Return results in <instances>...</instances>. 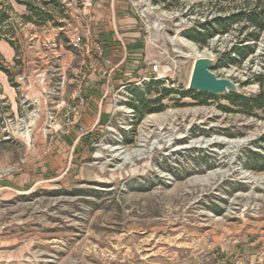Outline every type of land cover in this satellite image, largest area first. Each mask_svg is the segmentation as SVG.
Wrapping results in <instances>:
<instances>
[{"label":"rangeland","instance_id":"rangeland-1","mask_svg":"<svg viewBox=\"0 0 264 264\" xmlns=\"http://www.w3.org/2000/svg\"><path fill=\"white\" fill-rule=\"evenodd\" d=\"M0 1L16 9L13 50L9 55L0 46V75L5 74L12 87L14 77L22 72L32 74L43 68L54 75L66 63L60 47L70 49L59 27L75 24L83 16L90 18L80 0H71L74 16L66 12L70 6L63 2L62 12L45 6L54 18L40 23L20 17L22 3ZM215 1L131 0L141 25L160 46V53L156 52L173 78L166 84H153L142 95L144 99L158 97L162 88L187 89L195 56L181 52L185 48L176 34L217 57L232 46L237 26L206 44L185 37L184 32L214 14L256 3L218 0L219 5H214ZM263 51L264 31L254 53L240 65L223 62L213 72L231 78L241 93L254 94L259 84L251 77L262 70ZM247 79L251 81L244 83ZM191 93L180 98L174 92L159 102L140 105L128 132L114 123V132L104 128L95 133L91 151L75 156L67 174L24 183L19 193H0V245L8 258L15 252L20 256L0 264H220L214 255L233 252L241 254L232 259L235 263L225 264H264V180L249 178L264 174L256 168L260 162L249 156V150L264 154L259 140L264 134V116L260 111L256 115L239 111L226 93L210 98H194L198 92L193 89ZM15 101L16 111L12 112L13 103L0 98V176L25 164L40 138L46 140V151L50 147L42 118L25 137L4 130L7 114L21 116L28 110L19 105L18 93ZM159 104L160 110H148ZM168 111L174 115L173 144L154 148L132 162L122 163L115 156L118 151L137 148L143 131L149 132V141L156 138V126L145 127L144 119ZM161 133L167 134L166 129ZM212 137L244 141L234 151L222 142L187 146L194 139ZM218 168L225 173L209 182H193Z\"/></svg>","mask_w":264,"mask_h":264},{"label":"crops","instance_id":"crops-1","mask_svg":"<svg viewBox=\"0 0 264 264\" xmlns=\"http://www.w3.org/2000/svg\"><path fill=\"white\" fill-rule=\"evenodd\" d=\"M68 5L70 11L66 9V12H69L70 16H74L76 11L72 7L71 1H68ZM22 6L23 11L20 14L26 12L25 5L22 4ZM13 8L16 11L14 6ZM50 8L56 11V8ZM83 11L89 13L92 30L102 41L104 54L111 59L114 66L110 76L109 91L121 83H132L141 75L149 74L151 72L150 65L153 61L162 63L159 56L160 46L151 37L146 27L141 25L139 14L131 0H94L93 4L83 8ZM146 32L148 33L146 34ZM0 46L9 52L7 53L9 55L13 50V47L4 39H0ZM61 48L66 61L73 58L74 55L70 49L63 46ZM105 86V79L98 73H90L85 83V103L81 107V123L90 130V133H80L76 125L71 128L68 134L51 133L49 151L44 148L46 140L40 138L36 143V148L29 153L25 164L14 167L0 176V193H19L24 183L33 182L37 178H48L54 175L63 176L69 172L75 156H82L91 151L92 137L95 133L104 131V125L108 121L109 112L112 108L110 92L107 96L104 95ZM130 88L136 89L137 86L132 84ZM0 89L3 98H7L10 103H13L11 105L12 112H15L17 106L16 91L14 87L9 85L5 74L0 75ZM70 90L71 86L67 89L68 94ZM31 94L39 95L40 88L34 87ZM239 254L241 253H221L214 255V257L220 264L232 261L235 263L236 261L232 259ZM19 257L15 252L12 258H8L6 251L0 245V263L11 259L16 260ZM254 264H256L255 261Z\"/></svg>","mask_w":264,"mask_h":264},{"label":"built area","instance_id":"built-area-1","mask_svg":"<svg viewBox=\"0 0 264 264\" xmlns=\"http://www.w3.org/2000/svg\"><path fill=\"white\" fill-rule=\"evenodd\" d=\"M68 1L71 0H61L64 4ZM80 3L82 8H85L91 6L92 0H80ZM59 30L65 34L66 44L77 59L66 61L54 75H49L43 68H36L32 74L22 72L14 77V89L19 94V105L22 109L28 107V110L21 112V116L7 114L3 120V128L8 133L12 130L17 137L28 136L38 118L43 120L42 130L45 134H68L75 125L80 133L89 132L90 130L81 123V107L85 103L84 87L90 73H98L105 79V96L110 92L112 108L104 125L106 132L115 131L114 123L128 132L136 119L137 95L145 94L146 86L152 80H160L162 84H166L169 79H173L169 75L170 68L167 64L153 61L149 74L141 75L132 83H121L109 91L114 66L111 59L104 54L102 41L92 30L91 18L83 16L79 22L68 27L61 26ZM52 45L57 44L52 42ZM132 84L137 88L131 89ZM69 86L71 90L68 94ZM34 87L40 88V94L37 96L31 94ZM0 98H3L2 94Z\"/></svg>","mask_w":264,"mask_h":264},{"label":"trees","instance_id":"trees-1","mask_svg":"<svg viewBox=\"0 0 264 264\" xmlns=\"http://www.w3.org/2000/svg\"><path fill=\"white\" fill-rule=\"evenodd\" d=\"M17 3L25 5L26 12L21 14L20 17L24 21H31L34 23L44 22L48 19L53 20V13L51 10L46 9L48 6H53L59 11H63V3L61 0H15ZM166 1V0H163ZM168 1V0H167ZM216 0L213 4H217ZM220 3V1H218ZM14 11L12 5L5 1H0V39L6 40L11 46H13V35L15 24L13 22ZM237 26V33L235 40L228 51L218 53L217 63L215 66H220L223 62L227 64L240 65L241 62L248 57V55L254 53L256 45L260 40L261 34L264 31V0H256L253 7L249 8H237L233 11H229L225 14L217 13L210 18H206L204 21H197L196 24L187 29L184 32V36L199 43L206 44L209 39L214 36H221L230 31L233 26ZM231 54H233L231 56ZM264 61V51L262 53ZM252 80H255L259 84V91L246 95L244 93L228 92L227 97L230 102L238 107V110L250 115H256V111H260L264 116V63L262 70L253 73ZM11 80V79H10ZM251 79H247L244 83L250 82ZM162 84L160 80H152L146 86V92L153 84ZM178 93L180 98L188 96L191 93V89H172L162 88L158 91V97L148 100L144 99L143 94L137 95L136 110L140 105L159 102L162 98L166 97L170 93ZM194 96L198 95L210 98V93L198 92ZM205 100V98L203 99ZM162 105L159 104L156 107L148 108L149 111L160 110ZM230 110L229 107H224ZM264 144V134L259 137ZM249 156L260 162V165L256 168L258 170H264V154L250 151Z\"/></svg>","mask_w":264,"mask_h":264},{"label":"bare ground","instance_id":"bare-ground-1","mask_svg":"<svg viewBox=\"0 0 264 264\" xmlns=\"http://www.w3.org/2000/svg\"><path fill=\"white\" fill-rule=\"evenodd\" d=\"M175 38L177 42L185 48V52L181 51L185 55H193L196 56L198 54L205 53L206 50H200L192 41L184 38L181 34H176ZM172 116L173 113L171 111L165 112L161 115H148L144 119V125L150 126L155 125L156 130L158 132V135L153 140L149 141V132H142L141 134V140L138 144L137 148H133L127 151H118L115 156H119L122 159L123 162H132L135 158L141 157L145 155L147 152H150L154 148H162L165 146H168L170 144H173V141L175 140L174 135V125L172 124ZM163 129H166L167 134H162L161 131ZM165 133V132H164ZM244 140L243 139H225V138H197L192 141L187 146H197V147H206L212 143L215 142H222L225 143L228 148H232L234 151L236 147H238ZM116 149V147H111V150ZM225 173V170L222 169H213L208 171L206 174L196 177L193 182L203 183V182H209L210 180L214 179L216 176L222 175ZM249 178L252 179H263L264 180V174L261 176H249Z\"/></svg>","mask_w":264,"mask_h":264},{"label":"water","instance_id":"water-1","mask_svg":"<svg viewBox=\"0 0 264 264\" xmlns=\"http://www.w3.org/2000/svg\"><path fill=\"white\" fill-rule=\"evenodd\" d=\"M217 60L218 57H214L208 51L196 55L186 88L210 94L241 93L235 81L229 77H219L213 72Z\"/></svg>","mask_w":264,"mask_h":264}]
</instances>
